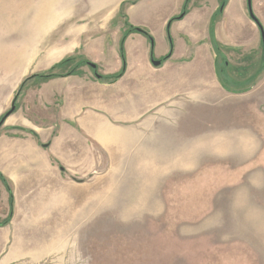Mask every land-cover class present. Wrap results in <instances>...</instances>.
Listing matches in <instances>:
<instances>
[{"label": "rangeland", "instance_id": "obj_1", "mask_svg": "<svg viewBox=\"0 0 264 264\" xmlns=\"http://www.w3.org/2000/svg\"><path fill=\"white\" fill-rule=\"evenodd\" d=\"M111 1L0 0V140L13 144L34 132L31 125L52 127L53 140L75 126L71 106L80 92L94 100L100 95L90 90L109 94L124 77L122 43L138 33L127 32L126 11L141 0ZM227 3L218 4L214 22ZM117 18L125 23L120 38L110 26ZM184 101L134 116L88 106L86 129H79L85 164L51 162L64 181L61 193L30 183L16 188L1 169L13 206L0 230L18 207V253L9 255L17 244L8 242L0 264H264V98L260 113L210 116L205 100L201 113L179 114L190 110ZM105 128L123 145L100 139Z\"/></svg>", "mask_w": 264, "mask_h": 264}, {"label": "crops", "instance_id": "obj_2", "mask_svg": "<svg viewBox=\"0 0 264 264\" xmlns=\"http://www.w3.org/2000/svg\"><path fill=\"white\" fill-rule=\"evenodd\" d=\"M186 1L141 0L128 7L125 16L127 32L129 28H136L146 32L151 40L141 33L126 32L122 43L126 74L110 88L109 94L98 89L90 90V93L100 95L94 100L95 95L88 99L85 98L86 92H80L83 96L71 106L70 113V120L75 122L76 128L74 125L71 129L66 127L62 135L52 140V127L31 125L35 133L29 131L38 138L31 132H24V136L13 144L7 139L0 140V170L3 169L2 174L14 181L16 188L30 183V187L38 186L43 193L63 192L64 181L53 172L51 162H68L78 169L85 164L86 149L85 145L81 147L79 129H86L85 109L88 106L95 108L93 113L106 108L113 115L134 116L148 114L151 108L166 104L168 100H185L181 103L182 108L190 110L178 113L197 115L201 113L199 100H205L201 105L209 116L221 113V109L228 114L260 113L264 98V0H228L221 17L215 22L216 9L222 0H192L189 12L182 13L186 16L174 22L182 15L181 5L183 7ZM251 10L256 17L254 21L249 15ZM110 26L118 30L117 38L125 31L124 19L117 18L116 28ZM213 42L218 44L217 47ZM111 48L116 49L115 44ZM119 58L117 51L112 53L114 65L119 66ZM153 62H161V65L156 67ZM108 96L110 99L106 100ZM228 106L231 109L227 111ZM98 119L100 121V118H88L94 122ZM98 131L103 141L115 137L114 146L123 145L124 139L117 138L115 129ZM38 140L42 143L51 141L52 145L47 149V144L40 145ZM177 153L179 151L173 155ZM11 159L18 165L6 167L1 164ZM25 169L29 176L23 178L21 173ZM3 188L0 181L2 218L10 211V197ZM70 189L67 183V194ZM15 209L11 225L0 230V253L7 250L8 242L17 244V248L13 246L9 252L11 257L18 253V207Z\"/></svg>", "mask_w": 264, "mask_h": 264}, {"label": "trees", "instance_id": "obj_3", "mask_svg": "<svg viewBox=\"0 0 264 264\" xmlns=\"http://www.w3.org/2000/svg\"><path fill=\"white\" fill-rule=\"evenodd\" d=\"M184 15H185V14H184ZM184 15L182 14L180 17H178V18H176V19H174V20L182 19ZM251 17H253V16L251 15ZM174 20H173V21H174ZM130 31H131V32H138V33H141V34H143V35L149 37V35H148L146 32H144V31H142V30H139V29H134V28H132V29H130ZM149 38H150V37H149ZM150 40H151V38H150ZM168 59H169V58H168ZM263 65H264V58H263ZM10 204H11V208H12V206H13V198H12V196L10 197ZM12 212H13V211H12V209H11V214H10V215H12ZM8 221H9V219L6 220V221H4V222H0V227H1V226H4L6 223H8Z\"/></svg>", "mask_w": 264, "mask_h": 264}, {"label": "water", "instance_id": "obj_4", "mask_svg": "<svg viewBox=\"0 0 264 264\" xmlns=\"http://www.w3.org/2000/svg\"><path fill=\"white\" fill-rule=\"evenodd\" d=\"M153 65L159 67L161 65V62H153Z\"/></svg>", "mask_w": 264, "mask_h": 264}]
</instances>
